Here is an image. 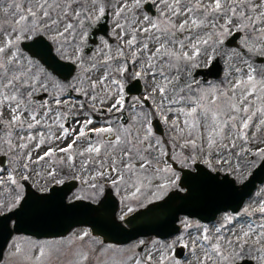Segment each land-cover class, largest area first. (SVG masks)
<instances>
[{"label": "snow or ice", "instance_id": "1", "mask_svg": "<svg viewBox=\"0 0 264 264\" xmlns=\"http://www.w3.org/2000/svg\"><path fill=\"white\" fill-rule=\"evenodd\" d=\"M0 3L7 4L0 12V145L9 165L6 175L0 170V229L12 224L20 232L25 220L47 225L86 211L93 227L67 238L69 248L79 246L76 264L109 251L128 253L113 264H264V189L253 210L224 213L212 225L192 219L195 213L176 214L197 198L221 194L208 191L209 183L223 193L239 191L257 160L264 163V0ZM108 11L114 27L86 55L88 29ZM233 29L244 39L229 59L243 67L229 64L218 82L197 80L201 64L216 60ZM64 70L75 75L60 79ZM133 80L151 89L144 97L149 107L128 96ZM73 93L77 99H66ZM126 98L133 101L131 123L111 118ZM98 113L106 115L94 119ZM154 120L162 121L164 135L156 134ZM34 176L44 183L26 192ZM69 179L79 181L71 198L56 187ZM174 206L172 223L180 227L173 239L116 249L93 235L125 231ZM55 243L16 236L11 255L20 257L17 264H45Z\"/></svg>", "mask_w": 264, "mask_h": 264}, {"label": "water", "instance_id": "2", "mask_svg": "<svg viewBox=\"0 0 264 264\" xmlns=\"http://www.w3.org/2000/svg\"><path fill=\"white\" fill-rule=\"evenodd\" d=\"M107 19L108 16L106 14V16L100 21L97 27L98 29L91 32L89 37L91 44L88 46V50L96 43L97 33H102L105 35L107 34ZM240 36L241 35L239 33L233 35L231 41H236ZM229 44L231 43L229 42ZM69 67L73 66L69 65ZM208 71L210 72L209 77L218 78L220 76L221 66L217 58L212 62V65L207 71L199 70L198 73L205 77L208 75ZM64 72L67 74L65 77H69L73 74H69L68 70H64ZM137 86V88L134 90L132 89L130 92H138L141 89L139 86V81L137 82ZM157 130L161 131L159 124H157ZM199 167L205 172H209L203 166L199 165ZM211 175L217 176L219 179H223V176L222 178L219 177L220 173H211ZM229 179L231 178L229 177ZM263 181L264 163L261 162V164L253 171L252 175L248 178V180L245 181L244 184L236 185V188H238L239 191H228L223 193L221 189L214 188V186L209 183L207 185L208 191H216L221 194L197 198L191 203L185 205V211H181L176 214L180 217L181 215H188V213L191 212L196 214L192 217H198L202 221L209 222L214 220L222 211H227L230 209L233 212H237L241 208L246 198L251 196L253 191L256 189L257 184L262 183ZM73 185L75 184L69 182L56 187L63 189L69 194L74 188ZM26 192H34V190L32 188H28ZM114 199L118 204L117 199L115 197ZM178 204L179 202H177V206ZM173 212H175V206L173 207L172 212L154 213L149 214L148 216L140 217L135 222V225H127L125 231H114L109 228H105L103 230H95L93 234L100 235L105 241L116 244H125L141 236L155 235L165 238L178 232L175 231V229L179 228V225L177 224L178 221L175 224L172 223ZM76 226H89L92 228L93 220L86 211H80L60 216L47 225L40 224L32 220H25L19 226L21 229L20 232L13 231V226L11 227V225H9L8 229H0V260L3 257V252L9 239L14 233H23L26 235L35 236L37 238L58 237L66 235Z\"/></svg>", "mask_w": 264, "mask_h": 264}, {"label": "rangeland", "instance_id": "3", "mask_svg": "<svg viewBox=\"0 0 264 264\" xmlns=\"http://www.w3.org/2000/svg\"><path fill=\"white\" fill-rule=\"evenodd\" d=\"M6 6H7L6 3H0V12H2L3 7H6ZM108 14H109V21H108V25H109L108 34H109L111 32V30L113 29V27H114V23H113L114 17L112 15V12L111 11H108ZM2 20H3V16H2V14H0V21H2ZM95 26L89 28L88 31L90 32V30H92ZM234 32H236L235 29H233L232 33H234ZM108 34H107V36H103V37H105L107 39L108 38ZM100 37L98 38L97 44L91 49V51L85 52L86 55H91V52L92 51H95V49L100 46ZM243 39H244V36L242 34V38L240 39V41H238V44H236V45H227L226 42H225L223 48H221L219 50L218 54H217V59H218L219 64H220V66L222 68V75L218 79H215V80L208 79L207 81H209V82H218V81H220L224 77L225 72L227 71L229 64H235L237 66L243 67V65L240 63V61H239L238 58L233 57L232 59H229V57L231 56L233 50L242 51V48H241V40H243ZM110 43H113V41H110ZM211 62L212 61H209V65L211 64ZM208 67H204L203 66V63H202L200 69H207ZM74 75H75V73L73 74V76ZM233 75H235V73H233ZM70 79H72V77ZM196 79L197 80H201V81L203 80L201 75L196 76ZM131 82L132 81H130L129 84ZM141 82L143 84V91H142V93L140 95H131V96L141 97L142 98V102L144 103V107L147 108V106L145 105V101L147 99H144V97L147 96V91H145V89L147 88V85L145 84V82L143 80H141ZM147 90L148 91H151L150 88H147ZM47 98L48 97H46L45 99L47 100ZM77 98H78L77 97V94H75V93H73L72 96L66 97V99H69V100H75ZM148 101H149V103L151 105V101L150 100H148ZM132 104H133V101L130 100V99H128V101L125 102V106H124V109H127V112H128L127 114H128L129 117L133 114L132 113V108H131V105ZM53 107L55 108V105H53ZM137 110L139 111L140 109H137ZM53 115H55V113H53ZM105 115H106L105 113H98V114H96V116H94V119L103 118V117H105ZM121 116H122V113H119V115H113L111 118L112 119H116V117L121 118ZM69 117L71 118V123L70 124H73L74 125V121L72 120L71 114H69L68 118ZM126 122H128V120ZM49 123H51V120L49 121ZM128 123H131V120ZM162 126H163L164 134H165L166 128L163 125V123H162ZM40 130L41 131H44L45 129L42 128ZM54 130H55V126H54ZM157 135H159V134H157ZM249 135H251V132H249ZM260 146H264V145H260ZM252 150L253 151H256V147L253 146ZM4 151H6V146L5 145H0V158H1V156H4V154H3ZM260 162H261L260 160H257V166L260 164ZM201 164L203 166H205V168H207L206 165H204L203 163H201ZM177 166H179V165H177ZM8 167H9V165H8V158L5 157V165L4 166L0 165V170H4L5 171V175H6L7 174V171L6 170H7ZM255 168H251V172H253V170ZM208 170H210V169H208ZM220 173L221 174H224L223 172H220ZM248 178H249V176H248ZM67 181H74V180H70L69 179ZM76 182H77V187L72 192L69 193V195H68L69 198H71L72 193L76 192L78 190V188H79V181H76ZM34 183H40L41 185H43L44 182L39 177H35L34 176L33 179H30L26 183L25 189H27V187H31L35 191H37L34 187H32V185ZM260 189H264V183L262 185H260L257 188V190L253 193V195L249 199H247L245 201L243 207L241 208V210L238 213H243V209L245 207L251 206L249 208L250 211L253 210L256 207V203H257V199H258V193H259ZM0 192H3V189L2 188H0ZM117 198L119 199V197H117ZM225 213H231V212L228 211V212H225ZM223 214L224 213H221L219 215V217L217 218L216 221H218L219 218ZM183 217L184 216H181L180 218H183ZM254 219L259 220V217L256 216V217H254ZM215 222H213V223H215ZM213 223L207 224V225H212ZM178 224H179V222H178ZM84 228H86V227L74 228L71 232L79 233V230L80 229H84ZM71 232H69L66 236H64L62 238H51V239L50 238H42V239H35V238L31 237V236H26V237H30L33 240H52V241H56V243L53 245L51 256L45 258V264H76V261H78L80 259V257L75 254L77 251H79V246L77 245V246H73V247L69 248L68 245H67V238L70 236V233ZM177 235H179V234H177ZM16 236H25V235H23V234H14L12 236V238L10 239V241H9V243H8L5 251H4V256H3V259L0 261V264H17V262L20 260V257H13L11 255V252H12L11 245L13 243V238L16 237ZM175 236H173L170 239L175 238ZM150 238L151 239H156V238H154V236H152V237H146V238H139L137 240L132 241L131 243H129L127 245H124V246H121V247L119 246L118 249L128 248V247H130L132 245H135L139 240H146L147 241ZM88 243H90V242H88ZM24 246L27 247V245H24ZM57 249H59V251H57ZM136 251L137 252H140L141 250L139 248H137ZM37 255H38V253H37ZM119 255H120V257H119ZM127 255H128V253H122L120 251H109V252H106L104 254H101L100 252H96V253H94V255L91 258V264H105V262H106V264H113V262L126 261ZM116 256H118V259L117 260H115L116 259Z\"/></svg>", "mask_w": 264, "mask_h": 264}, {"label": "flooded vegetation", "instance_id": "4", "mask_svg": "<svg viewBox=\"0 0 264 264\" xmlns=\"http://www.w3.org/2000/svg\"><path fill=\"white\" fill-rule=\"evenodd\" d=\"M118 259V256H116V259L115 260H117Z\"/></svg>", "mask_w": 264, "mask_h": 264}]
</instances>
